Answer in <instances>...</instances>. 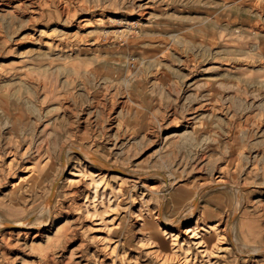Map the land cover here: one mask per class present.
<instances>
[{
    "label": "rangeland",
    "instance_id": "1",
    "mask_svg": "<svg viewBox=\"0 0 264 264\" xmlns=\"http://www.w3.org/2000/svg\"><path fill=\"white\" fill-rule=\"evenodd\" d=\"M0 223V264H264V0H0Z\"/></svg>",
    "mask_w": 264,
    "mask_h": 264
},
{
    "label": "bare ground",
    "instance_id": "2",
    "mask_svg": "<svg viewBox=\"0 0 264 264\" xmlns=\"http://www.w3.org/2000/svg\"><path fill=\"white\" fill-rule=\"evenodd\" d=\"M211 107V106H210ZM245 136V135H244ZM235 139H236V137H234ZM243 138V137H242ZM234 139V140H235ZM245 141V140H244ZM70 150H71V148H67L66 149V154L67 153H69L70 152ZM77 151H79L80 153H82V154H84V156L86 157V158H88V159H90V160H94V161H96L92 156H90V154L89 153H87L86 151H81V150H77ZM166 178V177H165ZM224 181L225 180H223V179H221V180H219L217 183H216V185L217 186H219L218 188H221V187H224V186H227L228 184H225L224 183ZM168 185V184H167ZM167 188H168V190H167ZM167 188H165L166 189V191L168 192V191H170V188H171V186L169 187H167ZM232 189V191H234V193L236 194V196L237 197H235L236 199L234 200V205H235V210L236 211H238L239 210V208H240V203H239V201H241L239 198H238V194H239V191H238V189L236 190V189H234L233 187L231 188ZM166 196V195H165ZM166 198V197H165ZM199 198V197H198ZM194 205L195 204H193V205H191L187 210H188V212H191V211H193L194 209H195V207H194ZM242 206V205H241ZM186 210V211H187ZM187 212V213H188ZM158 213H160V212H158ZM159 216H160V214H159ZM181 216V215H180ZM178 217V219H180L181 217ZM1 224V223H0ZM231 225V224H230ZM229 227V226H228ZM246 227V226H245ZM233 228V227H232ZM229 230H230V228H229ZM228 232V231H227ZM231 232V231H230ZM235 233V232H234ZM233 235H236V234H233ZM230 236H232V235H230ZM236 236H238V235H236ZM240 236H241V234H240ZM237 238H239V237H236V239ZM235 239V240H236ZM233 241H234V239H233ZM236 242L238 243V241L236 240ZM235 244V243H234ZM240 247H243V245H240ZM239 248V247H238ZM207 254V253H206Z\"/></svg>",
    "mask_w": 264,
    "mask_h": 264
}]
</instances>
